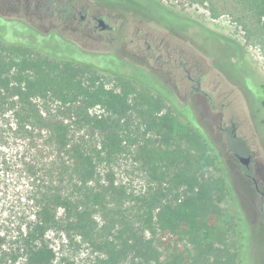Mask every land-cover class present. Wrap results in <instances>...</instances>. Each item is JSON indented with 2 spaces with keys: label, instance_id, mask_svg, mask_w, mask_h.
I'll list each match as a JSON object with an SVG mask.
<instances>
[{
  "label": "trees",
  "instance_id": "1",
  "mask_svg": "<svg viewBox=\"0 0 264 264\" xmlns=\"http://www.w3.org/2000/svg\"><path fill=\"white\" fill-rule=\"evenodd\" d=\"M237 1L264 19V0ZM138 72L117 78L115 90L65 56L0 38V264H53L50 232L86 241L98 264H244L249 237L241 212L233 251L222 255L219 247L226 243L217 238V203L230 193L220 157L198 131L183 132L195 144L202 137L207 153L180 147L184 122ZM146 133L158 139L151 155L159 187L134 198L137 210H123L124 194L110 172L99 179L98 163L140 147ZM203 165L218 177L205 178ZM157 230L175 237L161 251Z\"/></svg>",
  "mask_w": 264,
  "mask_h": 264
},
{
  "label": "rangeland",
  "instance_id": "2",
  "mask_svg": "<svg viewBox=\"0 0 264 264\" xmlns=\"http://www.w3.org/2000/svg\"><path fill=\"white\" fill-rule=\"evenodd\" d=\"M50 1H56L60 7L59 0H0V38L29 42L49 53L65 56L75 64L87 66L107 88L115 90H118L117 78L132 80V72H138L136 69L152 75L138 72L146 84L168 96L170 101H164L166 106L188 124L180 122L182 139L177 140L180 147L191 152L200 148L207 153L202 139L205 136L224 165L230 193L226 192L217 203L220 208L218 229L221 231L217 238L226 243V247L219 244L222 255L233 251L228 244L234 245V219L239 211L245 219L249 237V256L244 264H264L263 200L244 186V178L229 160V155L224 153L220 132L223 123L239 118V109L246 113L248 109L242 102L238 105L232 98L220 96L222 88L215 92L210 90L213 86L210 72L202 69V62H206L213 71L211 67L219 66V56H222L223 61L237 63L251 78L250 88L264 92V19L259 22L237 0H73V6L69 7H76L82 13L86 11L87 19L97 11L113 27L110 33L96 36L76 26L75 21H68V15L65 19L58 13L50 16L46 12V4ZM152 50H155L154 54ZM187 58L194 63L190 75L194 80L192 84L200 79V89L208 93L210 102L202 93L189 94L183 90L181 77L185 72L178 69L176 61ZM243 93L239 95L241 101ZM256 114L257 122L259 119L264 124V111L261 114L256 110ZM187 130L203 135H198V144L186 139L183 131ZM258 130L253 147L247 145L249 150L258 152L254 155L252 172L256 173L257 182L264 191V139ZM240 131L236 132L240 134ZM156 139L146 133L139 141L140 147L126 148L111 163H98L99 179L105 181L110 172L115 185L124 194L123 210H137L140 203L134 198H148L159 187L160 170L151 155ZM203 168L205 178L218 177L212 166L203 165ZM95 216L100 228L103 218L99 213ZM157 238L159 247L168 239H175L158 230ZM47 239L56 255L53 264H98L99 253L80 238L70 242L63 234L50 232Z\"/></svg>",
  "mask_w": 264,
  "mask_h": 264
},
{
  "label": "flooded vegetation",
  "instance_id": "3",
  "mask_svg": "<svg viewBox=\"0 0 264 264\" xmlns=\"http://www.w3.org/2000/svg\"><path fill=\"white\" fill-rule=\"evenodd\" d=\"M38 3H36V5H38ZM72 3L73 0H63V3L59 0V7L56 1H50V4H46V7H48L46 12L50 16L55 13L61 14L62 19H65L68 15V21H75L77 23L76 26L82 27L83 30L92 35L101 36L105 32L110 33L113 31V27L107 23L104 15L95 11L91 13L89 19H87L86 11L82 13V10H78L76 7H69ZM46 12L44 15L47 14ZM149 48L150 47H148V49ZM152 53L154 54L155 50H152ZM222 58V56L221 58L219 56V66L211 67L213 71H210L206 62H202V69L210 72L209 75L211 76V85L213 86L209 89L214 90L215 92L219 87L222 88L223 91L219 93L220 96L223 95V98L230 97L235 102L237 101L238 105L242 102L248 109L247 113L246 111H243V109H239V118L235 122L233 119H229L227 121L228 123L226 122L223 123L224 125H221L220 132L222 135L224 153L229 155V160L232 161L235 168L238 169V172L242 176L241 178H244V186L246 189L251 193L256 194V197H258L259 200H263L264 205V191L260 188V185L257 182L256 173L252 172L254 155L258 152L254 149V151H251L252 149L249 150L247 145V143H249L253 147V139L254 136H256V130L258 129L261 137L264 139V124L261 120L259 121L258 119V122L256 120V110H258L261 114L264 111V92L250 88L249 80L251 81V78H248L247 74L243 73L240 66L231 60L229 61L226 59L223 61L224 58ZM189 60L190 59L187 58L186 61H176L178 69L185 72V76L181 77L182 88L185 91H189V94L202 93L204 96L208 97L210 102L211 99L208 93L202 92L200 89V79L195 80V85L192 84L194 80L190 75L193 71L194 63ZM198 66H200V64ZM148 76L153 77L152 75ZM242 92H244L243 101H241L242 99L239 97ZM219 123L221 124V122ZM237 130L238 132L240 131V134L236 132ZM245 157H249L248 162H246L247 164L241 160V158ZM261 210L263 211L262 219H264V206Z\"/></svg>",
  "mask_w": 264,
  "mask_h": 264
},
{
  "label": "water",
  "instance_id": "4",
  "mask_svg": "<svg viewBox=\"0 0 264 264\" xmlns=\"http://www.w3.org/2000/svg\"><path fill=\"white\" fill-rule=\"evenodd\" d=\"M104 28H106V27H104ZM241 160H242L244 163H246V162H248L249 157L241 158ZM246 164H247V163H246Z\"/></svg>",
  "mask_w": 264,
  "mask_h": 264
}]
</instances>
